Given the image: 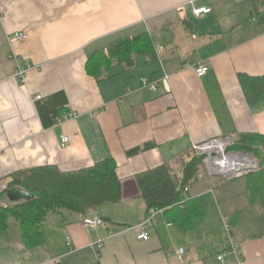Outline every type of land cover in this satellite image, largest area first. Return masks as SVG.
Wrapping results in <instances>:
<instances>
[{"label": "crops", "instance_id": "obj_1", "mask_svg": "<svg viewBox=\"0 0 264 264\" xmlns=\"http://www.w3.org/2000/svg\"><path fill=\"white\" fill-rule=\"evenodd\" d=\"M261 1L0 0V187L19 171L74 172L106 159L115 161L121 186L117 204L49 213L40 246L26 248L9 218L0 232V264H264V232L247 181L235 187L199 175L185 193L201 211L191 227L182 230L157 211L149 239H137L149 216L139 175L167 166L181 176L193 145L264 137V91H255L264 86ZM200 8L210 12L195 17ZM14 33L25 39L11 40ZM141 34L150 38L153 57L109 67L104 80L87 74L91 56ZM14 56L32 67L24 83L14 78ZM198 64L209 67L200 79ZM240 76L253 78L252 86L245 89ZM141 78L157 82V90L143 88ZM70 113L74 118L63 119ZM62 135L70 140L65 148ZM95 216L108 228L82 226Z\"/></svg>", "mask_w": 264, "mask_h": 264}, {"label": "trees", "instance_id": "obj_2", "mask_svg": "<svg viewBox=\"0 0 264 264\" xmlns=\"http://www.w3.org/2000/svg\"><path fill=\"white\" fill-rule=\"evenodd\" d=\"M261 2L264 3V0ZM140 56L153 57L152 43L146 34L119 40L108 47L107 53L94 54L85 65L86 72L99 81L104 80L108 77L109 67H131L134 59ZM239 80L245 89L254 82L253 78L246 76H240ZM259 90L264 91V86L256 88L255 91ZM56 98H60V94L52 97ZM149 147L147 145L143 149H133L127 155L134 156ZM260 148H264V137L247 135L240 136L228 150L258 156ZM202 159L192 150V156L183 165L181 176L167 166L139 175L137 184L145 201L147 214L150 211H162L182 230L190 228L201 211L194 199L187 198L184 189L199 181L202 172L198 168ZM251 176L253 175H250L247 182H250ZM6 179V189L20 188L34 197L29 201L10 205L5 199V192L0 193V202L8 204L6 208L0 207V232L8 229L7 221L12 218L21 230L26 248L43 244L42 225L49 213L65 210L85 214L102 205L117 204L121 199V186L113 159H106L92 167L74 172H61L54 166L36 167L19 171ZM257 180L261 196L264 197V169ZM250 183L249 191L252 193Z\"/></svg>", "mask_w": 264, "mask_h": 264}, {"label": "built area", "instance_id": "obj_3", "mask_svg": "<svg viewBox=\"0 0 264 264\" xmlns=\"http://www.w3.org/2000/svg\"><path fill=\"white\" fill-rule=\"evenodd\" d=\"M210 12V9L206 8H200L195 9L193 11V15L195 17H199L202 14H208ZM25 39V35L22 33H14L12 35L11 40L14 41H22ZM17 68L15 71L14 78L19 80L20 83H24L27 73L31 70L32 67H30L27 64H22L20 61V58L17 56L13 57ZM209 71V67L206 64H198L194 68V73L197 78H203ZM163 86L168 90V77L166 75L163 76L161 80ZM140 84L143 88H146L152 92H155L158 87V83L155 81H149L145 78L140 79ZM37 100L40 99V97L36 98ZM74 114L70 113L69 115H66L63 119L68 118H74ZM59 121V120H58ZM69 137L66 135L60 136V147L65 148L69 144ZM234 144V141L230 138H223V139H215L212 141H209L207 143L201 144V145H193L192 150L197 155L201 156L204 159L205 163V169L208 173V176L210 177H220L221 179H224L225 181H230L233 179H241L247 174H250L258 169V163L255 159L249 158V161L253 163L251 164V167L246 170H241L237 168V160L242 159L244 156L239 153H226V151L232 147ZM240 158V159H239ZM187 188L184 189V193L187 192ZM3 208H6V206H3ZM157 211H150L149 216L144 220V222L139 225V229L141 230V233L138 235L137 239L142 241H147L149 239V234L147 232V227L153 226V217L156 214ZM82 226L85 229L89 230H96L98 228H108V224L106 221H104L100 217H86L81 222ZM104 246V240L99 239L96 241V243L93 245L95 247V251L98 253L103 249ZM175 259L178 262H181L183 260L184 256V249L180 248L177 249L174 252ZM218 261H223V255L219 256Z\"/></svg>", "mask_w": 264, "mask_h": 264}, {"label": "rangeland", "instance_id": "obj_4", "mask_svg": "<svg viewBox=\"0 0 264 264\" xmlns=\"http://www.w3.org/2000/svg\"><path fill=\"white\" fill-rule=\"evenodd\" d=\"M234 151H230V150H227L226 153H233ZM234 153H239L241 155H247L248 157H250L251 159H255L258 163V169L250 174H247L246 176H244L243 178L241 179H233V180H230L231 182L229 181H226L227 183H232L233 185H235V187L239 184H243L245 181H249L248 178L250 177V175H253L251 176L250 178V182H247V183H250L251 184V197L252 199L254 200V204H256L254 206L253 204V207L255 208L254 211H255V216H256V219H257V222L258 223H261L260 224V229L262 231H264V207H263V203H264V197L261 196V191H260V188H259V183H258V177L259 175H261L263 173V169H264V148H260L259 150V153H258V156H255L253 154H245V153H242V152H234ZM255 157V158H254ZM204 159H202V162H201V165L199 166V170L200 172H202V175L204 174L205 176L208 174L206 169H205V163H204ZM214 179H217L219 181H224V179H221L220 177H213ZM2 187H0V193H2L3 191L5 192V189H3ZM6 199V198H5ZM7 201V200H6ZM262 201V202H261ZM8 204H10L8 201H7ZM7 203H0V207L3 208V206H8ZM10 205H15V204H10ZM18 230V228H15ZM11 230H14V229H11Z\"/></svg>", "mask_w": 264, "mask_h": 264}, {"label": "water", "instance_id": "obj_5", "mask_svg": "<svg viewBox=\"0 0 264 264\" xmlns=\"http://www.w3.org/2000/svg\"><path fill=\"white\" fill-rule=\"evenodd\" d=\"M5 198L10 204H17L19 201H29L34 197L31 193L20 188H12L5 189Z\"/></svg>", "mask_w": 264, "mask_h": 264}, {"label": "bare ground", "instance_id": "obj_6", "mask_svg": "<svg viewBox=\"0 0 264 264\" xmlns=\"http://www.w3.org/2000/svg\"><path fill=\"white\" fill-rule=\"evenodd\" d=\"M250 163L253 165V163L249 161V158L244 156L242 159L237 160V168L241 170L249 169L251 167Z\"/></svg>", "mask_w": 264, "mask_h": 264}]
</instances>
